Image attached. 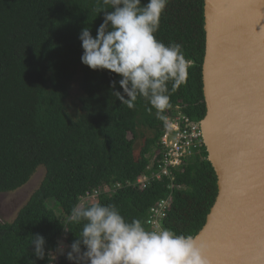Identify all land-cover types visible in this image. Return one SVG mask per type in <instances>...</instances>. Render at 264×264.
<instances>
[{
  "label": "trees",
  "instance_id": "1",
  "mask_svg": "<svg viewBox=\"0 0 264 264\" xmlns=\"http://www.w3.org/2000/svg\"><path fill=\"white\" fill-rule=\"evenodd\" d=\"M98 6V0H0V195L18 193L43 170L39 187L16 218L0 223V264H50L62 239L70 249L81 229L71 213L88 193L102 190L97 202L115 204L125 218L141 219L148 230L150 210L169 194L167 179L143 191L135 186L166 128L155 109L149 113L143 98L134 109L121 104L110 88L121 77L81 62L79 33L89 26L96 36L104 18L103 12L97 15ZM204 8L205 0H169L161 15L156 38L166 45L180 43L190 62L187 83L171 95L167 117L177 108L199 123L206 116ZM75 80L82 96L70 108ZM116 90L123 93L118 83ZM140 128L152 136L136 156ZM173 177L176 189L163 227L195 238L218 195L206 147ZM119 183L121 189L106 192ZM35 234L46 239L43 260L30 245ZM58 264L74 262L66 252Z\"/></svg>",
  "mask_w": 264,
  "mask_h": 264
},
{
  "label": "water",
  "instance_id": "2",
  "mask_svg": "<svg viewBox=\"0 0 264 264\" xmlns=\"http://www.w3.org/2000/svg\"><path fill=\"white\" fill-rule=\"evenodd\" d=\"M204 145L218 185L208 264H264V0H205Z\"/></svg>",
  "mask_w": 264,
  "mask_h": 264
},
{
  "label": "clouds",
  "instance_id": "3",
  "mask_svg": "<svg viewBox=\"0 0 264 264\" xmlns=\"http://www.w3.org/2000/svg\"><path fill=\"white\" fill-rule=\"evenodd\" d=\"M98 4L97 15L103 12L104 18L96 36L89 26L79 33L81 62L93 70L118 74L121 79L110 82L112 95L129 109L143 98L151 106L147 111L155 109L156 118L170 128L165 113L173 107L171 95L187 83L190 62L180 43L166 45L156 38L169 0H147L146 4L142 0H98ZM117 83L123 93L116 90ZM71 220L81 225L67 251V259L74 264H208L192 235L169 228L148 230L141 219L125 218L113 203L78 205ZM45 244L43 235H32L30 245L39 260L45 258ZM55 251L65 254L63 241Z\"/></svg>",
  "mask_w": 264,
  "mask_h": 264
},
{
  "label": "built area",
  "instance_id": "4",
  "mask_svg": "<svg viewBox=\"0 0 264 264\" xmlns=\"http://www.w3.org/2000/svg\"><path fill=\"white\" fill-rule=\"evenodd\" d=\"M177 110L178 113L176 115L168 117V123L171 127L165 128L158 148L149 158L147 171L135 183V186L143 191L154 182H162L166 179L170 181L169 194L150 210L147 225L151 230L158 231L164 228L163 222L171 209L173 191L176 189L173 172L181 169L185 162L191 158L202 157L203 146H205L201 123L193 121L180 108H177ZM128 186H132V184L128 183ZM122 187V184L119 183L106 192H115ZM102 192V190H96L94 193H88L82 199L80 205H89L97 202ZM61 241L65 243L64 239ZM59 257L60 255L56 253L52 254L50 256V264H58Z\"/></svg>",
  "mask_w": 264,
  "mask_h": 264
},
{
  "label": "rangeland",
  "instance_id": "5",
  "mask_svg": "<svg viewBox=\"0 0 264 264\" xmlns=\"http://www.w3.org/2000/svg\"><path fill=\"white\" fill-rule=\"evenodd\" d=\"M82 92L79 88L78 80L72 83L70 90V97L68 100V106L73 108L75 104L79 102ZM139 139L135 145L136 156H139L140 150L145 142L146 138L152 136V132L145 128H140L138 131ZM43 178V170H40L39 173L34 177L31 184L19 191L18 193L10 196H1L0 195V223L2 222H11L18 215L21 208L26 204L30 195L39 187L40 182ZM52 205V204H51ZM55 212L59 215L60 209L56 207ZM65 253L71 249L64 243Z\"/></svg>",
  "mask_w": 264,
  "mask_h": 264
},
{
  "label": "bare ground",
  "instance_id": "6",
  "mask_svg": "<svg viewBox=\"0 0 264 264\" xmlns=\"http://www.w3.org/2000/svg\"><path fill=\"white\" fill-rule=\"evenodd\" d=\"M109 195V194H108Z\"/></svg>",
  "mask_w": 264,
  "mask_h": 264
}]
</instances>
